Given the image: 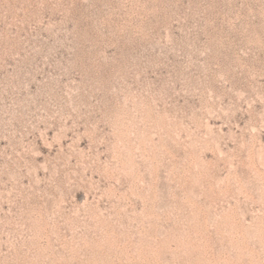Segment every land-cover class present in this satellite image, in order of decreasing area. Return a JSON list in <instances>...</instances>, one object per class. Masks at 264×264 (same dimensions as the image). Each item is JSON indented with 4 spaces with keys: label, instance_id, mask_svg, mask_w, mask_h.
<instances>
[{
    "label": "rangeland",
    "instance_id": "obj_1",
    "mask_svg": "<svg viewBox=\"0 0 264 264\" xmlns=\"http://www.w3.org/2000/svg\"><path fill=\"white\" fill-rule=\"evenodd\" d=\"M0 264H264V0H0Z\"/></svg>",
    "mask_w": 264,
    "mask_h": 264
}]
</instances>
